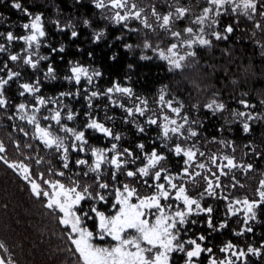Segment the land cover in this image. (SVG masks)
I'll return each instance as SVG.
<instances>
[{"label":"trees","instance_id":"trees-1","mask_svg":"<svg viewBox=\"0 0 264 264\" xmlns=\"http://www.w3.org/2000/svg\"><path fill=\"white\" fill-rule=\"evenodd\" d=\"M112 1L0 0V79L6 81L0 94L2 260L6 264H83L60 211L34 193L30 183L11 167L13 163L27 164L41 184L47 178L75 182L86 186L95 198L102 183L115 184L111 169L99 177L79 163L77 156L65 158L61 151L47 149L32 121L16 114L18 109L24 113L27 109L24 86L35 85L36 94L47 101L67 102L73 118L70 132L92 134L87 124L96 119L112 126L114 135H121L128 153L141 159L155 150L164 155L161 168L170 173L180 174L186 168L173 148L193 144L205 167L200 174L186 177V190L191 197H202L207 210L187 224L183 235L202 242L204 252L196 264L224 259L225 247L246 254L232 264H264V0H258L251 12L221 15L218 26L223 35L198 45L189 66L176 70L157 59L147 45L171 42L174 32L192 24L203 0L136 1L148 16L173 12L168 31H159L156 23L151 30L136 21L128 26L118 23ZM33 17L42 19L44 35L40 58L29 62L21 53L20 38ZM77 66L95 72L91 82L78 84L70 79ZM115 86L129 90L116 99L122 108L108 95ZM93 93L100 98L93 100ZM166 103L180 110L188 129L186 139L174 137L166 143L160 121L141 122L138 128L124 123L129 118L125 108L141 106L145 117L159 120ZM39 110L38 119L44 123L47 111L54 114L52 108ZM92 135L91 144L109 147V140ZM222 160L223 165L230 161L232 166L225 176L216 173L218 179L210 188V168ZM139 178V184H134L144 194L146 188ZM120 179V183L126 180ZM245 200L256 206L249 224L243 213H230L231 203Z\"/></svg>","mask_w":264,"mask_h":264},{"label":"rangeland","instance_id":"rangeland-1","mask_svg":"<svg viewBox=\"0 0 264 264\" xmlns=\"http://www.w3.org/2000/svg\"><path fill=\"white\" fill-rule=\"evenodd\" d=\"M137 0H113L110 5L115 12V19L118 23H122L126 26L132 22H137L145 29H154V24L159 25V31H168L171 26L175 15L173 12L160 16L155 12H152L151 16L147 15V11L140 7V3ZM258 0H203L204 6L201 11L194 17L192 24L185 28L182 32H174L171 35V42L159 43L157 46L152 47L147 45V49L151 50L154 56L165 62L170 69H182L189 66L191 59L193 58L194 51L198 45H205L209 43L211 37H217L223 35V31L218 26V18L231 11L233 13H247L256 8ZM177 11V9H176ZM166 27V28H165ZM230 31V29H228ZM160 33V32H158ZM44 35V24L40 17H33L28 26H26V35L20 38L22 42V51L24 53L25 60L32 62L40 58L39 49L41 48V38ZM17 42L18 40L15 39ZM4 49V46H2ZM95 76V72L91 69L84 67L72 68L70 79L80 84L85 81L91 82ZM4 79V78H3ZM0 79V94L3 92L4 82ZM24 94L27 98V109L25 113L21 110H17L16 114L21 116L28 122L32 121V126L35 128L41 126L42 130L38 135L40 143L45 144L47 149H56L63 153L65 158L70 155H75L82 163L88 167L93 173H98L101 177V173L105 169H111L112 173H116V169L108 167L106 164H102L94 158L96 153L101 156L103 149L111 150L113 158L116 155L119 156L117 165L118 175L114 176L113 181L115 184L112 186L117 192H121L123 189L127 194L131 191L135 195L134 206L141 207L145 212V221L149 220L153 224L149 226V231L153 234V244L160 245L161 249L157 252L159 257L167 258L173 251V240L184 231L187 224L195 222V218L204 212H207L203 208L202 197H191L186 190V181L191 173L200 174L205 167V164L201 162L198 156V151L194 145L191 144L187 147L175 146L173 152L176 157H182L184 166L186 167L180 174L170 173L168 170L161 168V163L164 160V155H161L158 151H153L150 154H145L142 159L138 156L128 153L126 149H123L122 138L120 134L114 135L116 130L113 127H109L106 124L98 122L96 119H92L88 122V129L92 134L102 136L106 141H110L109 147L98 146L90 143V137L92 134H87L86 140L90 144L86 145L83 139V133L72 130L70 132V124L73 122L72 111L68 108L67 102H58L55 100H48L40 95L36 94L39 91L35 85L24 86ZM128 89H123L120 86H115L108 91L110 101L115 106L121 107V104L116 102L118 95L123 92H128ZM93 100L100 98L97 93L92 94ZM163 99V98H161ZM25 102V99L23 100ZM24 106V104L22 103ZM54 109L55 117L51 118V123H44L41 119L34 120L32 117L39 111V109ZM122 108V107H121ZM124 111L128 114L129 118L124 119V123L133 124L138 128L139 123L155 124L160 121L161 124V136L167 143L169 139L174 137L183 140L187 138L188 129H186V123L181 121L180 110L171 107L169 103H166L165 111H162L159 120L150 119L145 117V111L141 106L125 108ZM44 134H47L52 140V144H47L44 138ZM185 141V140H184ZM165 143V144H166ZM2 152V151H1ZM1 154V153H0ZM88 158H91L88 160ZM144 162L141 166L140 163ZM217 161V159H216ZM217 163V164H216ZM108 164L111 165L108 161ZM223 160L220 162H214L210 171L211 175L208 180L211 182V187L215 185L217 177L216 173L226 175L225 170L230 169L232 163L230 161L223 165ZM11 167L19 174L24 180L30 183L33 191L38 196H43L48 200L49 206L57 208L61 213V219L63 222L68 220L72 224L75 223V219L67 214L68 211L73 213L75 207L79 205V199L84 194L86 186H80L79 184L72 182V184H66L64 181L52 180L47 178L44 180V184L48 185V188L41 184V181L34 179L31 168L23 163H13ZM215 167V168H214ZM217 167V168H216ZM214 169H217L214 172ZM41 177V175H40ZM141 179H140V178ZM193 177V176H191ZM123 180V187L121 188L120 182L117 179ZM139 180L142 182V186L145 187L144 194H140V189L136 188L135 184H139ZM121 180V179H120ZM122 182V181H121ZM135 183V184H134ZM102 189H110L106 184L102 183ZM128 198V197H127ZM126 198V199H127ZM263 198H264V186H263ZM255 204L249 201H240L238 203L230 204V213L233 216L236 213H243L245 223L249 224L252 218L255 217ZM210 225V224H209ZM175 232V233H174ZM184 245L182 253H185L187 257H199L204 252L202 242L198 239L188 238L183 240ZM225 256L224 259H213L209 264H232L239 261L241 258H246V254L238 249H230L225 247L223 249ZM141 251L131 252L132 255L139 254ZM0 264H6L0 255Z\"/></svg>","mask_w":264,"mask_h":264},{"label":"flooded vegetation","instance_id":"flooded-vegetation-1","mask_svg":"<svg viewBox=\"0 0 264 264\" xmlns=\"http://www.w3.org/2000/svg\"><path fill=\"white\" fill-rule=\"evenodd\" d=\"M41 113L39 110L33 119L38 120ZM51 115L56 118L53 111L46 112L47 123H51ZM38 127L41 131L42 127ZM86 136L87 132H84L83 139L89 144ZM94 158L108 167H114L116 173L113 175H118L119 156L113 158L111 150L103 149L101 156L95 153ZM123 185L120 183L119 186L122 188ZM108 186L111 188L102 189L97 198L89 189L84 190L73 213L67 212L76 224L68 220L63 222L83 264H196L197 257H187L182 253V232L173 240L172 253L167 258L159 257L157 252L161 246L153 244V234L148 229L153 223L150 220L147 223L142 208L134 206V193L130 191L127 198L123 189L117 192L112 188L113 185L109 183ZM138 250L141 251L139 254H131Z\"/></svg>","mask_w":264,"mask_h":264},{"label":"water","instance_id":"water-1","mask_svg":"<svg viewBox=\"0 0 264 264\" xmlns=\"http://www.w3.org/2000/svg\"><path fill=\"white\" fill-rule=\"evenodd\" d=\"M37 131L40 132V128L39 127H38ZM44 138H45V141H46L47 144H52L53 143V140L47 134H44Z\"/></svg>","mask_w":264,"mask_h":264}]
</instances>
